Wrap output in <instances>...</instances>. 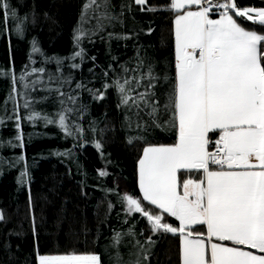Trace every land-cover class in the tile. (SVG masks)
<instances>
[{"label": "trees", "instance_id": "1", "mask_svg": "<svg viewBox=\"0 0 264 264\" xmlns=\"http://www.w3.org/2000/svg\"><path fill=\"white\" fill-rule=\"evenodd\" d=\"M85 2L9 0L17 18L5 21L0 15V264H38L37 249L45 255L95 252L102 264H115L117 255L123 264L137 258L141 264H181L179 236L153 232L146 217L126 215L121 203L126 192L141 196L137 161L144 146L143 141L128 143L136 130L126 126V118L149 124L151 118L146 110L137 117L135 109L120 107L115 87L124 76L138 80L151 66L159 77L152 98L161 106L166 102L170 81L164 77L172 76L175 65L174 15L142 10L134 0H109L107 9L100 11L113 18L98 28L92 16L81 20ZM168 2L148 0L158 8ZM237 2L241 7H264V0ZM24 16L28 19L20 35L16 25ZM240 19L246 27L259 28ZM80 28L86 35L77 45ZM33 40L40 49L35 53ZM81 48L83 59L73 60ZM33 68L45 71L33 73ZM139 82L136 91L143 92L148 81ZM97 91L105 93L103 98H97ZM34 112L40 115L29 121ZM62 112L71 134L58 122ZM44 117L56 122L47 123ZM20 134L23 140L17 141ZM145 135L152 143L175 142V132L162 128L149 127ZM21 155L27 164L24 183ZM101 170L107 175L101 176ZM143 204L156 211L149 202ZM166 219L178 224L174 217ZM117 233L119 245L113 244ZM148 237L154 243L149 244ZM141 248L147 250L144 255Z\"/></svg>", "mask_w": 264, "mask_h": 264}, {"label": "snow or ice", "instance_id": "2", "mask_svg": "<svg viewBox=\"0 0 264 264\" xmlns=\"http://www.w3.org/2000/svg\"><path fill=\"white\" fill-rule=\"evenodd\" d=\"M134 3L145 11L173 13L175 65L172 76L164 77L170 83L162 106L152 98L159 77L151 66L138 80L124 76L115 82L119 106L126 111L135 109L137 117L146 110L151 118L150 124L126 118V126L136 130L128 136V143L143 141L144 146L137 161L142 196L125 193L121 197L124 211L126 215L141 213L153 232L178 235L181 264H264V7H241L237 0H169L159 8L148 0ZM108 6L109 0H86L81 20L92 16L97 27L103 28V21L113 18L106 10L100 11ZM216 13L218 18H213ZM0 15L5 21L10 16L17 18L9 0H0ZM240 18L259 28L246 27ZM27 19L20 18L18 34L24 33ZM85 35L83 28L77 30V45ZM32 51H40L35 40ZM82 53V48L75 51L72 59H83ZM44 71L32 69L33 73ZM10 75L16 79L15 73ZM144 79L148 81L144 91L137 92ZM133 80L137 83L130 86ZM104 94L97 91L96 96L100 99ZM69 100L74 102V97ZM38 115H29V121ZM58 122L71 134L64 112ZM149 127L174 131L175 142H150L145 135ZM16 139L22 141V134ZM16 146L22 148L23 143ZM96 146L102 148L100 141ZM18 160L25 161L24 183L26 160L23 155ZM100 175L107 172L101 170ZM142 201L156 206V211ZM167 216L178 224L170 223ZM120 240L117 233L113 244L119 245ZM148 243H154L151 237ZM146 251L141 248L140 254ZM37 259L38 264H102L95 252L45 255L37 249ZM115 264H123L119 255ZM133 264H141V260L137 258Z\"/></svg>", "mask_w": 264, "mask_h": 264}, {"label": "crops", "instance_id": "3", "mask_svg": "<svg viewBox=\"0 0 264 264\" xmlns=\"http://www.w3.org/2000/svg\"><path fill=\"white\" fill-rule=\"evenodd\" d=\"M213 18H218V15H214ZM138 184H139V181H138ZM139 190H140V188H139ZM140 195L142 196L141 191H140ZM146 202H147V201H146ZM253 251H257V250H253ZM55 255H59V254H55Z\"/></svg>", "mask_w": 264, "mask_h": 264}, {"label": "water", "instance_id": "4", "mask_svg": "<svg viewBox=\"0 0 264 264\" xmlns=\"http://www.w3.org/2000/svg\"><path fill=\"white\" fill-rule=\"evenodd\" d=\"M127 194H131V193H129V192H126ZM131 195H133V196H137V195H135V194H131ZM137 197H139V196H137ZM142 203H143V201H142ZM133 214H140V213H138V212H133Z\"/></svg>", "mask_w": 264, "mask_h": 264}, {"label": "built area", "instance_id": "5", "mask_svg": "<svg viewBox=\"0 0 264 264\" xmlns=\"http://www.w3.org/2000/svg\"><path fill=\"white\" fill-rule=\"evenodd\" d=\"M216 14H218V13H216Z\"/></svg>", "mask_w": 264, "mask_h": 264}, {"label": "rangeland", "instance_id": "6", "mask_svg": "<svg viewBox=\"0 0 264 264\" xmlns=\"http://www.w3.org/2000/svg\"><path fill=\"white\" fill-rule=\"evenodd\" d=\"M166 218V217H165Z\"/></svg>", "mask_w": 264, "mask_h": 264}]
</instances>
